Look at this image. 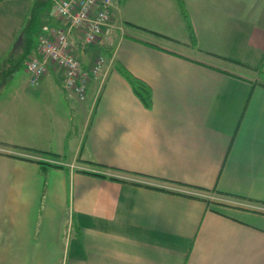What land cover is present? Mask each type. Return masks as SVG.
<instances>
[{
	"label": "crops",
	"instance_id": "obj_1",
	"mask_svg": "<svg viewBox=\"0 0 264 264\" xmlns=\"http://www.w3.org/2000/svg\"><path fill=\"white\" fill-rule=\"evenodd\" d=\"M164 1L186 37L157 32V43L117 0L111 44L84 49L73 31L84 67L107 59L83 100L54 64L13 88L20 109L0 127V264H264V0H222L234 8L219 20L218 0ZM32 4L0 0V72L22 51ZM124 68L150 88V106ZM0 85L1 118L11 104Z\"/></svg>",
	"mask_w": 264,
	"mask_h": 264
},
{
	"label": "built area",
	"instance_id": "obj_2",
	"mask_svg": "<svg viewBox=\"0 0 264 264\" xmlns=\"http://www.w3.org/2000/svg\"><path fill=\"white\" fill-rule=\"evenodd\" d=\"M54 13L61 26L49 27L38 37L37 53H30L27 62L30 84L38 85L49 67L61 69L62 85L65 91L83 100L92 79H99L106 58L100 55L89 67H84L72 47L73 31L82 35L81 47L90 44L112 43L116 24L111 9L116 0H54ZM186 192V189H180Z\"/></svg>",
	"mask_w": 264,
	"mask_h": 264
},
{
	"label": "rangeland",
	"instance_id": "obj_3",
	"mask_svg": "<svg viewBox=\"0 0 264 264\" xmlns=\"http://www.w3.org/2000/svg\"><path fill=\"white\" fill-rule=\"evenodd\" d=\"M119 1H122L121 2V6H119L120 10H122L123 12H129L130 11V15L132 16V18L136 17L140 21H143V22L146 21V22H148V23L153 25L152 26L150 24H147L146 22L145 23H141L142 26L150 27V29H153L155 31V33H152L151 31H150V33L154 34L157 38H159L157 43L160 44L163 40H165V37L167 38V36L160 35L157 32L169 35L170 33L168 31L172 30L173 32L179 33V35H182L183 37H186L185 35H186L187 32L185 30L184 31L183 30H179L181 23H175L176 22L175 18L169 19L171 21H174L172 23L165 19L166 12L168 11V5L166 4V2L164 0H117V3ZM218 1L221 2L220 5L218 6L219 8L217 7V5H215L214 8L211 9V12L215 11L214 17L217 16V17H215V19H217V20H219L218 18L221 17V16H219L220 14L217 12L218 10L220 12H223L224 9H226V8L228 10H230V8H234L233 5H228L227 3H225V6H223L224 3L222 2V0H218ZM173 5H174V9H178V10L184 9L183 5L181 4V0H174V4ZM169 7H170V4H169ZM209 9H210V7H209ZM111 11H112L111 12V17H113V19H114L113 22L115 21L114 22L115 24H117V23L119 24V21L120 22L123 21L122 18L120 19L119 11L116 8L112 7ZM174 13H176V12H174ZM120 25H122V24H120ZM189 26H190L189 24L185 25V27L188 28V29H189ZM183 27L184 26L182 25L181 29H183ZM188 32L191 34L190 31H188ZM20 37H22V36H20ZM168 38L171 39L172 41H176L175 38L172 35H169ZM202 39H203V41L208 42V43L204 42L205 45H211V46H213V45L216 46L217 44H221V42H223V40H224L223 37H222V34H220V33L215 38H210L209 36H202ZM36 42H37V38H35L34 43H36ZM211 46H209V47H211ZM210 56H211V54H210ZM214 60H216V59H207V61H209L210 63H213V64H214ZM27 62L28 61H25L22 64V66L19 67V70L17 71L16 75H12L11 74L12 76L11 75H7V77H6L7 78L6 81L8 83V87H7L6 90H4V97H5V99H7L6 103H10L11 105L6 107L7 112L2 115L4 117L0 118V127H2V129L6 128L4 125H8L10 120L14 117V114L17 113L18 110L20 109V108H16V107H20L21 104H18V102H12L11 101L12 98H13L11 96V94H12V92L14 90L13 88L16 85L18 86L19 84H22L26 80V78H28L29 72L27 71ZM103 72H104V70H103ZM2 80H3V77L1 78V75H0V81H2ZM50 83H51L50 87L53 90L57 91L56 84L54 83V81L52 80V82H50ZM1 86H0V89L3 88V87L1 88ZM1 91H3V90H1ZM51 93H54V92L51 91ZM14 119H16V118L14 117ZM12 127L15 128L14 125H12ZM2 129H1V131H2ZM17 152H21V151H17ZM55 159H57V158L55 157ZM8 169L10 170V168H8ZM0 177H4L3 168H0ZM202 192L204 194H206L207 199L209 201H213L215 203L216 202H218V203L219 202H221V203L222 202L230 203V202H233V201H236V202L239 201V203L242 202L239 199H236V198L233 199L231 197L220 195V194L215 193L213 191H210V192L202 191ZM0 194H1V191H0Z\"/></svg>",
	"mask_w": 264,
	"mask_h": 264
},
{
	"label": "trees",
	"instance_id": "obj_4",
	"mask_svg": "<svg viewBox=\"0 0 264 264\" xmlns=\"http://www.w3.org/2000/svg\"><path fill=\"white\" fill-rule=\"evenodd\" d=\"M33 4L29 11V16L26 24L24 25L23 33H22V51L18 55L10 54L7 57L6 61L8 62V66L3 72H0L1 78L6 80L7 75L13 74L15 70L21 66L25 60L28 58L30 52L32 51L35 38H39L38 36L45 32L51 26L53 21V17H55L54 13V0H32ZM123 75H125L135 89V92L142 97L144 103L147 106L151 105V91L150 88L144 84L141 80L137 78L131 77L130 73L124 68L121 69ZM2 80V81H3ZM0 81V84L2 83ZM1 86V85H0ZM178 183V182H177ZM181 184V183H179ZM200 188V187H198ZM196 187V189H198Z\"/></svg>",
	"mask_w": 264,
	"mask_h": 264
}]
</instances>
